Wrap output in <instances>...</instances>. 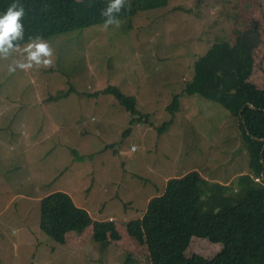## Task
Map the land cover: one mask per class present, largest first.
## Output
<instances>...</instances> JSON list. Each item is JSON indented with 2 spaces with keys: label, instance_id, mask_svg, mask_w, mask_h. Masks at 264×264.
Instances as JSON below:
<instances>
[{
  "label": "rangeland",
  "instance_id": "rangeland-1",
  "mask_svg": "<svg viewBox=\"0 0 264 264\" xmlns=\"http://www.w3.org/2000/svg\"><path fill=\"white\" fill-rule=\"evenodd\" d=\"M115 15L119 27L103 21L45 38L50 67L13 72L27 54L0 58V264H151L142 218L169 180L198 172L232 199L252 178L240 120L183 94L210 48H234L255 31L244 82L264 96V0H125ZM223 58L239 72L230 48ZM110 86L134 97L153 126H131L112 96L86 97ZM177 96L182 111L160 135ZM58 191L93 220L113 222L118 238L97 241L92 227L65 242L45 234L41 201ZM222 248L196 237L186 256L212 260Z\"/></svg>",
  "mask_w": 264,
  "mask_h": 264
},
{
  "label": "trees",
  "instance_id": "trees-1",
  "mask_svg": "<svg viewBox=\"0 0 264 264\" xmlns=\"http://www.w3.org/2000/svg\"><path fill=\"white\" fill-rule=\"evenodd\" d=\"M13 2L0 0V15ZM19 3L25 6L22 20L25 36L24 40L13 41L14 45L28 43L29 37L45 39L99 24L105 20L101 12L109 0H96L93 4L89 0H19ZM253 39L258 41V36L250 31L234 48L215 44L195 62V77L183 94L216 103L240 120L252 178H241V192L232 199L222 195V191L229 189L227 186L209 184L198 172L169 180L165 192L149 201L142 218L151 264H264V96L244 82L253 50L248 40ZM229 48L231 57L241 65L239 72L230 70L223 58V52ZM104 95L114 97L132 116L131 126H153L151 116L138 110L137 100L115 87L86 97L98 99ZM181 111L182 96H177L169 108L173 120L158 130L160 135L168 132ZM131 132L132 129L128 130L126 135ZM90 227L97 241L118 238L113 222L93 220L68 193H51L41 201L40 228L49 237L65 242L67 234L81 235ZM196 237L222 244L223 248L212 260L188 259L186 251Z\"/></svg>",
  "mask_w": 264,
  "mask_h": 264
},
{
  "label": "clouds",
  "instance_id": "clouds-1",
  "mask_svg": "<svg viewBox=\"0 0 264 264\" xmlns=\"http://www.w3.org/2000/svg\"><path fill=\"white\" fill-rule=\"evenodd\" d=\"M125 7V0H109L101 15L105 17L103 27L105 30L111 25L119 27L121 21L116 17V13L121 12ZM25 6L19 3V0L8 6L6 12L0 15V58H8L12 51L26 53L22 60H14L9 65L10 71L16 68L29 70L33 67H50L53 63L54 49L50 43L40 36L29 37V42L21 46L14 45L13 41L24 40L25 26L22 20L25 17ZM26 61V62H24Z\"/></svg>",
  "mask_w": 264,
  "mask_h": 264
},
{
  "label": "crops",
  "instance_id": "crops-1",
  "mask_svg": "<svg viewBox=\"0 0 264 264\" xmlns=\"http://www.w3.org/2000/svg\"><path fill=\"white\" fill-rule=\"evenodd\" d=\"M23 127H25V129H26V131L28 132V133H30L29 131V124L28 123H24V125H23ZM23 131H25L24 129H22ZM25 131V132H26Z\"/></svg>",
  "mask_w": 264,
  "mask_h": 264
}]
</instances>
